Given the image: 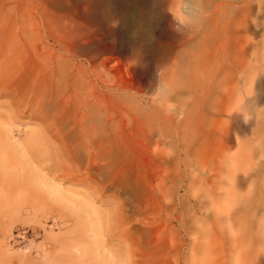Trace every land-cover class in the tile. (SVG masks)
<instances>
[{
  "label": "rangeland",
  "instance_id": "1",
  "mask_svg": "<svg viewBox=\"0 0 264 264\" xmlns=\"http://www.w3.org/2000/svg\"><path fill=\"white\" fill-rule=\"evenodd\" d=\"M199 1L0 0V264H264V0Z\"/></svg>",
  "mask_w": 264,
  "mask_h": 264
},
{
  "label": "bare ground",
  "instance_id": "2",
  "mask_svg": "<svg viewBox=\"0 0 264 264\" xmlns=\"http://www.w3.org/2000/svg\"><path fill=\"white\" fill-rule=\"evenodd\" d=\"M199 1V0H198ZM245 1V0H244ZM237 1L235 0V3H236ZM226 3V2H225ZM233 1H231V2H229V4L228 5H224V4H218L217 5V8H219V7H221L222 5H224V6H226V8L228 9V8H230L231 9V13H232V17L231 18H229V14L227 15V19H226V33H224L222 36V39H221V43H220V46H219V51H220V54H222V53H224L223 55H225V56H223V57H225V61H226V63H228L229 65L230 64H233L234 63V61H235V59H236V57H237V55L238 54H240L241 53V55L243 56L242 58L243 59H245L246 60V56H247V50L248 49H250L249 48V43H247V39L246 38H240V41H239V43L241 44V48L238 50V47H237V45H238V43L236 42V38L234 37V30L235 29H233L232 27H233V25L236 23V20H235V17H237V16H234V14L236 15V14H241V12H244V11H241V9L242 8H240V7H237L236 5H234L235 4ZM244 3V2H243ZM243 3H241L242 5H243ZM211 4H212V0H200L199 1V3H198V5H195V4H193V5H187L186 7H185V11H184V13H185V16L186 17H194V16H197V14L199 13V14H201L202 15V13H203V10H208L210 7H211ZM195 5V6H194ZM238 5V4H237ZM248 5V4H247ZM248 7V6H247ZM247 10V9H246ZM240 11V12H239ZM206 12V11H205ZM205 12H204V14H205ZM248 13V12H247ZM247 13H244V14H242V15H247ZM209 16V15H208ZM211 16V15H210ZM205 17V16H204ZM248 17V16H247ZM209 18V17H208ZM208 18L207 19H204V22H203V24H209L210 23V20H208ZM210 19V18H209ZM246 19V18H245ZM245 22V21H244ZM225 24V23H224ZM204 26L203 28L206 30L207 29V27L208 26ZM210 25V24H209ZM229 25V26H228ZM242 25V24H241ZM244 25V24H243ZM201 27V26H200ZM200 27H199V30H200ZM224 29V28H223ZM198 30V31H199ZM203 31L204 30H202V32H200L199 34H195L194 36H191V38H187L186 40H184L185 42L183 43V45H192V46H197L198 44H199V42H200V40L204 37V35H205V33H203ZM208 32V31H207ZM239 32V31H238ZM188 33V32H187ZM180 34V33H179ZM245 34L246 33H244L243 32V37L245 36ZM180 38L183 36L184 37V35H182V36H180V35H178ZM186 36H189V35H186ZM240 36V35H239ZM183 37H182V39H183ZM177 38V37H176ZM185 38V37H184ZM179 39V38H178ZM178 39H176V40H178ZM181 39V40H182ZM176 42V41H175ZM179 42H180V40H179ZM203 42V41H202ZM201 42V43H202ZM178 43V42H177ZM182 43V42H181ZM180 45V44H179ZM107 46V45H106ZM105 49H106V47H105ZM195 49V48H194ZM107 51L109 52L110 51V49H107ZM106 52V51H105ZM107 52V53H108ZM192 55V54H191ZM222 56V55H221ZM95 57H97V56H95ZM90 59H92V61L94 60V58H90ZM104 62H105V60H104ZM106 65V64H105ZM221 67V66H220ZM235 67V66H234ZM103 68H105V67H103ZM232 68V67H231ZM224 69V68H223ZM238 69V68H237ZM242 69V72L244 73V72H247V70H248V67H247V65L246 64H244V67H242L241 68ZM161 70V69H160ZM163 71V70H162ZM229 71V70H228ZM227 71V72H228ZM220 72H222V71H220ZM163 73V72H162ZM162 73H160V74H162ZM239 74V73H238ZM137 75H141L140 73H138ZM163 75V74H162ZM164 75H165V72H164ZM144 84L142 83V82H139V83H137V87H131V88H129L128 89V92L129 93H133V94H140L141 93V88H142V86H143ZM74 86V85H73ZM76 86V85H75ZM244 86V85H243ZM106 91H104L105 93L106 92H109L110 94H113V95H115L116 94V90H117V87L116 86H108V85H104V86H102ZM75 89H77V88H75ZM103 89V90H104ZM78 90V89H77ZM102 90V91H103ZM74 92V91H73ZM99 92V94H100V91H98ZM77 94V93H76ZM98 94V93H97ZM77 95H79V94H77ZM105 96L106 95H104V101H106L105 100ZM108 96V95H107ZM103 97V96H102ZM107 98V97H106ZM82 99V98H81ZM80 99V100H81ZM103 99V98H102ZM108 99V98H107ZM88 100V99H87ZM94 100V99H93ZM83 101V100H82ZM99 101V100H98ZM103 101V100H102ZM107 103H108V101H107ZM258 105V104H257ZM81 106V105H80ZM80 109V108H79ZM79 111V110H78ZM85 114V116H84V118H86L87 119V117H88V114L87 113H84ZM75 116V115H74ZM101 117H102V115H101V113H99V112H97L95 115H93L92 117H91V120H92V122L94 123H98V122H101L100 120H101ZM89 118V117H88ZM105 119H107V118H105ZM110 119V118H109ZM72 121H70V120H64L62 123H58V124H54V130H56V131H60L61 129H65V128H67V126L69 127V126H71L70 125V123H71ZM72 124V123H71ZM76 127V126H75ZM79 128V127H78ZM77 128V129H78ZM92 129L94 130V132H92L91 133V135H93V136H98L96 139H94L95 141L97 140L99 143H101L103 140V137H104V130H102V132L99 130V128H98V126H92ZM79 130V129H78ZM77 130V131H78ZM70 133H72V128H70ZM78 133H79V131H78ZM90 134V133H89ZM88 134V135H89ZM236 134V133H235ZM234 134V135H235ZM82 135V134H81ZM237 136V135H236ZM207 182H208V180H207ZM211 183H213V182H211Z\"/></svg>",
  "mask_w": 264,
  "mask_h": 264
},
{
  "label": "clouds",
  "instance_id": "3",
  "mask_svg": "<svg viewBox=\"0 0 264 264\" xmlns=\"http://www.w3.org/2000/svg\"><path fill=\"white\" fill-rule=\"evenodd\" d=\"M195 6V5H194ZM174 19L176 20V18L174 17ZM177 21V20H176ZM178 22V21H177ZM204 22V17L201 14H197V16L194 17H188L185 21L183 22H178L179 27L176 28L175 30L180 33V34H185L188 31H197L199 29L200 26H202ZM240 113L243 114L244 117V121L245 123L248 122L249 116L252 117V114H245L244 111L242 110ZM258 117L255 114V119H257Z\"/></svg>",
  "mask_w": 264,
  "mask_h": 264
},
{
  "label": "built area",
  "instance_id": "4",
  "mask_svg": "<svg viewBox=\"0 0 264 264\" xmlns=\"http://www.w3.org/2000/svg\"><path fill=\"white\" fill-rule=\"evenodd\" d=\"M22 238H23V237L20 235V236H19V239L13 238V239H10L9 242H10L11 244H14V243H16V242H18V241H21Z\"/></svg>",
  "mask_w": 264,
  "mask_h": 264
}]
</instances>
